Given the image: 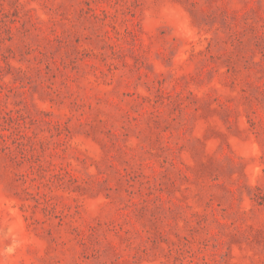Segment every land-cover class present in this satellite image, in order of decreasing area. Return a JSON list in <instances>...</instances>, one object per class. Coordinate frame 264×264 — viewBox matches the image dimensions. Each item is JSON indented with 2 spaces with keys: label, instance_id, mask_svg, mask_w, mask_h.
<instances>
[{
  "label": "rangeland",
  "instance_id": "1",
  "mask_svg": "<svg viewBox=\"0 0 264 264\" xmlns=\"http://www.w3.org/2000/svg\"><path fill=\"white\" fill-rule=\"evenodd\" d=\"M0 264H264V0H0Z\"/></svg>",
  "mask_w": 264,
  "mask_h": 264
}]
</instances>
